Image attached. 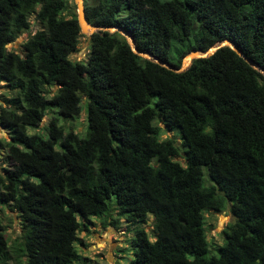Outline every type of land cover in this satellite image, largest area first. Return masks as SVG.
I'll return each instance as SVG.
<instances>
[{
  "label": "trees",
  "instance_id": "1",
  "mask_svg": "<svg viewBox=\"0 0 264 264\" xmlns=\"http://www.w3.org/2000/svg\"><path fill=\"white\" fill-rule=\"evenodd\" d=\"M70 2L0 0V81L11 91L0 106V204L18 212L14 263L74 264L77 232L116 210L127 222L151 215L153 240L136 228L124 264H264L262 73L228 46L174 72L105 30L89 35L83 61L73 60L81 33ZM83 6L88 23L119 26L138 50L172 66L191 49L228 39L264 69V0ZM82 97L84 135L64 132L54 115L42 124L46 137L27 132L46 113L72 120ZM154 119L177 128L180 144L161 138ZM226 206L232 221L217 255L207 256L202 211ZM7 244L0 231L1 264H9Z\"/></svg>",
  "mask_w": 264,
  "mask_h": 264
},
{
  "label": "rangeland",
  "instance_id": "2",
  "mask_svg": "<svg viewBox=\"0 0 264 264\" xmlns=\"http://www.w3.org/2000/svg\"><path fill=\"white\" fill-rule=\"evenodd\" d=\"M87 1V0H85ZM73 4V1L70 2ZM74 6V4H73ZM68 10V8H67ZM75 11V6L72 8ZM30 28L29 32L36 29L35 23L32 22V17H29ZM195 26V25H194ZM26 33L17 37L16 41L11 45L17 46L18 43L25 38ZM88 51L87 35L81 34L78 37L76 49L70 54L69 58L73 60L83 61L85 54ZM11 91L7 90L2 81H0V106L4 105V96H7ZM57 116V124L63 127L65 132L68 128H72L74 132L80 136L84 135L86 129V100L82 97L79 101V112L75 118L69 121H63L56 113H46L37 127H28L27 132H37L40 136L46 137L45 129L42 127L50 116ZM152 122L158 123L160 126V137L173 138L176 145L180 144L181 136L177 128L166 130L161 122L154 119ZM7 137L5 130L0 127V141ZM178 159V158H177ZM3 166H6L4 157V148L0 145V171ZM205 171V168H202ZM206 179V175H203ZM109 209L114 207L115 199L113 195L107 200ZM204 231L207 240L211 243L207 251V256L217 255L218 247L224 242V235L221 229L226 223L232 221V216L225 209L217 210H203ZM91 223L87 225L86 230L78 231L74 246L79 255L78 260L74 264H124L132 258L130 239L134 235V230L141 227L146 232L147 237L153 240L151 232L152 222L151 215L148 214L142 222H127L123 216L118 214L116 210H109L107 215L101 217H91ZM21 225L19 223L18 212L5 204H0V231L8 240V263L15 264V256L19 250L14 252L12 245L14 239L20 232ZM1 264V263H0Z\"/></svg>",
  "mask_w": 264,
  "mask_h": 264
},
{
  "label": "water",
  "instance_id": "3",
  "mask_svg": "<svg viewBox=\"0 0 264 264\" xmlns=\"http://www.w3.org/2000/svg\"><path fill=\"white\" fill-rule=\"evenodd\" d=\"M73 4L75 6V18L79 27V33L87 35V39L89 38V35L97 30H105L108 32L117 31L122 36H124L127 44L129 45L131 51L135 53L136 55L149 59L171 71L174 72H181L185 70L191 63L192 59L196 58H203L211 55L216 49H218L221 46H228L231 48L239 57H241L247 64H249L252 68L258 70L260 73H262L264 77V69H262L260 66H258L255 62H253L251 59H249L241 50H239L235 45L228 39H222L221 41H218L216 43L211 44L208 46L205 50L201 49H191L188 52H186L182 57L180 58V62L178 66H172L166 61H163L155 56H153L150 52L138 50L135 47L134 41L132 37L124 31L122 28L116 25H94L87 22L85 15H84V6H83V0H72Z\"/></svg>",
  "mask_w": 264,
  "mask_h": 264
}]
</instances>
